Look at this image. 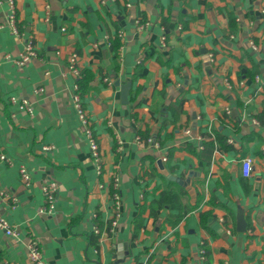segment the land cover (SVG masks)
I'll use <instances>...</instances> for the list:
<instances>
[{
    "label": "crops",
    "instance_id": "0c3cea01",
    "mask_svg": "<svg viewBox=\"0 0 264 264\" xmlns=\"http://www.w3.org/2000/svg\"><path fill=\"white\" fill-rule=\"evenodd\" d=\"M14 4L18 34L0 0V215L17 235L0 228V264H30V238L43 264H264V0ZM116 35L117 58L109 45ZM28 38L37 56L19 66ZM71 53L81 76L88 70L84 108L100 174L71 102ZM116 81L131 82L127 102ZM138 132L161 144L137 141ZM150 157L156 172L147 176ZM44 178L57 182L47 214L39 212ZM113 178L121 214L110 231ZM161 189L178 200L152 212Z\"/></svg>",
    "mask_w": 264,
    "mask_h": 264
},
{
    "label": "built area",
    "instance_id": "2783aa9c",
    "mask_svg": "<svg viewBox=\"0 0 264 264\" xmlns=\"http://www.w3.org/2000/svg\"><path fill=\"white\" fill-rule=\"evenodd\" d=\"M7 4L9 6V15L7 17V22L9 26L11 27L12 31L16 34H18V29L15 21V4L14 0H6ZM46 7L48 5L46 4ZM144 27V22H141V20H136V30L140 31ZM162 42L165 40V35H162L161 37ZM250 45L253 49H256V45L253 42H250ZM24 51L20 54L19 58L15 59V63L19 66L23 65L27 60H29L32 57L37 56V52L34 48L33 41L31 38H28L25 41L24 44ZM77 54L71 53L68 57V70L71 74L74 76L79 75L78 67H77ZM78 85L77 83L73 86V95L71 98V102L76 110V113L78 115V118L80 120L82 129L85 132V135L88 140L89 148L91 155L95 161L96 169L98 174L101 173L102 166H101V157L98 147V142L96 139V136L94 135L92 128L89 126L88 118L86 116V110L82 105V98L80 97V94L77 92ZM26 103V102H24ZM226 112H230V110L227 108ZM254 123H257V121L253 120ZM185 132H189L188 129L185 130ZM136 140L141 141L140 137L136 135ZM148 143H152L155 147H159V144L154 141L151 137L147 138ZM46 149H49L47 146H45ZM0 159H5V156L3 154L0 155ZM161 161L166 160L165 155L163 154L160 157ZM252 171V160L250 157L245 156L241 158V174L244 177L250 176ZM19 176L20 180L24 182L25 185L30 184L31 182V176L27 169L24 166L19 167ZM111 186L113 188V192L110 193V197L113 202V214L112 219L110 221V231H113L116 226V220L121 214V198L117 190V179L113 178L111 182ZM40 188L42 190V193L44 195V205L39 209V212H42L44 214L51 213V211L54 208V201L56 199V192H57V182L55 180H51L49 178H44L41 180ZM0 193H4L3 191H0ZM0 228L4 231V233L8 236H16L17 235V229L12 226L6 218L0 215ZM94 232L100 233V230L97 226H94ZM27 257L30 262V264H43L42 260V253L40 250V243L38 239L36 238H30L27 245ZM199 254L200 258H205V249L203 246H200L199 248Z\"/></svg>",
    "mask_w": 264,
    "mask_h": 264
},
{
    "label": "trees",
    "instance_id": "16d2710c",
    "mask_svg": "<svg viewBox=\"0 0 264 264\" xmlns=\"http://www.w3.org/2000/svg\"><path fill=\"white\" fill-rule=\"evenodd\" d=\"M162 24L165 26V28H167V26H168L167 21L162 20ZM109 45H110L111 51L115 54V57L117 58L118 48H119V45H120V38L117 35L112 37L110 39V44ZM117 66H118V64L116 63V67ZM78 71H79V75L77 76V82H76L77 85H78L77 92L80 94V97L82 98V105L84 107V95H85V93L87 91V85H86L87 77H86V73L88 72V70L84 71V75L83 76H81V72H80L79 68H78ZM86 116L88 118L89 126H90V128H92V126H91L92 121H91L89 113L87 111H86ZM92 131L94 133L93 128H92ZM137 135L140 137L142 142L148 143L147 142V138L150 137V134L148 132H144V133L138 132ZM158 143H159V145L161 144V142H158ZM167 157H168V154H167ZM149 161H151L150 170H148L147 168L145 169V174L147 176L154 175L155 172H156V167L154 165L155 158L154 157H150ZM112 192H113V188H112V186L110 184V193H112ZM177 200H178V194L176 192H174V191H172L170 189H161L159 191V199L151 202L149 206L151 207L152 212H153V211H156L157 208L163 207L165 204H169V205L173 206ZM170 217L171 218H168L169 222H171V223L178 222V214L171 215ZM138 218L140 219L139 216H138ZM139 219L136 220V222H137V224H136L137 226L136 227L137 228L140 226L139 225L140 224ZM204 249H205V247H204ZM205 257H206V249H205Z\"/></svg>",
    "mask_w": 264,
    "mask_h": 264
},
{
    "label": "water",
    "instance_id": "95a60500",
    "mask_svg": "<svg viewBox=\"0 0 264 264\" xmlns=\"http://www.w3.org/2000/svg\"><path fill=\"white\" fill-rule=\"evenodd\" d=\"M116 85H119L120 87V97L122 102H127V97L130 89L131 82H123L120 83L119 81L115 82ZM157 164L158 166L162 169L163 164L160 158L157 159ZM245 226L244 218H243V213L241 210H238L237 212V228L238 230H243Z\"/></svg>",
    "mask_w": 264,
    "mask_h": 264
}]
</instances>
